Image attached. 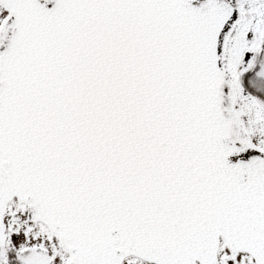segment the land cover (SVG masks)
I'll use <instances>...</instances> for the list:
<instances>
[{"label":"snow or ice","instance_id":"1","mask_svg":"<svg viewBox=\"0 0 264 264\" xmlns=\"http://www.w3.org/2000/svg\"><path fill=\"white\" fill-rule=\"evenodd\" d=\"M0 264H264V0H0Z\"/></svg>","mask_w":264,"mask_h":264}]
</instances>
